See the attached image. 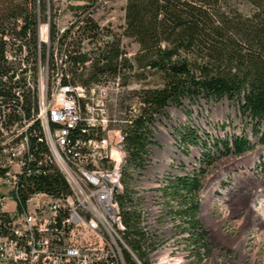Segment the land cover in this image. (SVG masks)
<instances>
[{"label":"trees","instance_id":"1","mask_svg":"<svg viewBox=\"0 0 264 264\" xmlns=\"http://www.w3.org/2000/svg\"><path fill=\"white\" fill-rule=\"evenodd\" d=\"M17 1L11 16L3 22L23 18L22 34L29 31L30 44H35V14L39 11L36 0ZM83 1L87 5L78 7L80 10L92 8L98 2ZM124 2L121 37L137 45L132 57L127 56L123 46L121 51L120 38H112L91 53L82 52V42L90 40L92 44L100 34L99 27L88 19L84 26L78 27L79 35L74 39L67 41L69 32L57 39L53 25L49 38L52 44H57V51L67 56V70L73 84L88 86L117 77L122 80L124 89L132 81L140 84L138 90L130 93L137 100V107L124 111L128 152L124 180L129 177L127 172L145 170L148 147L153 143L154 116L162 115L169 104L181 108L185 101L191 104L199 100L234 103L240 115L250 120L259 143L264 145V132H260L264 123V0ZM87 62L89 65L85 66ZM5 71L3 45L0 44V99L9 101L13 99L9 86L1 82ZM175 134L182 148L197 147L201 142L198 133L189 127L176 130ZM203 146L207 148L205 142ZM214 147L218 152L224 150L221 155L237 157L254 149L246 137L217 140ZM44 151L43 146H38L36 157ZM214 161L211 152L203 153L199 170L191 175L168 178L167 186L161 191L164 204L176 203L173 213L189 236L188 248L197 256L209 252L207 232L198 219V196L206 169ZM259 167L264 171V160ZM34 171L36 175L21 181L22 199L34 192L53 196L68 192L62 176L51 166L35 167ZM124 180L123 192L118 198L125 226L123 239L136 260L147 264L153 243L140 227L141 215L136 209L140 200L133 199L127 189L124 191ZM125 259L127 264H136L127 252Z\"/></svg>","mask_w":264,"mask_h":264},{"label":"built area","instance_id":"2","mask_svg":"<svg viewBox=\"0 0 264 264\" xmlns=\"http://www.w3.org/2000/svg\"><path fill=\"white\" fill-rule=\"evenodd\" d=\"M42 19L37 11L35 44L22 34L23 18L0 19L1 82L13 96L0 99V264H127L111 198L128 157L120 78L73 84L67 56L49 52L51 25ZM42 165L68 192L22 199L21 181Z\"/></svg>","mask_w":264,"mask_h":264},{"label":"rangeland","instance_id":"3","mask_svg":"<svg viewBox=\"0 0 264 264\" xmlns=\"http://www.w3.org/2000/svg\"><path fill=\"white\" fill-rule=\"evenodd\" d=\"M124 3L98 0L94 7L80 10L78 7L87 5L83 0H36L35 6L43 16L42 24L49 19L58 35L59 30L70 29L67 41L78 37V27L84 26L87 19L96 24L100 34L92 44L90 40L82 42L83 52L91 53L112 38H120L121 51L123 46L127 56L132 57L137 45L121 37ZM17 4V0H0V19L11 16ZM48 46L50 53L57 48L56 43L49 42ZM139 88L136 81L127 89L122 88V112L137 107V100L130 93ZM186 127L198 133L201 142L197 147L179 146L175 131ZM151 129L153 143L148 147L145 170L137 176H131L136 172H127L129 179L124 180V191L127 189L131 197L138 198L140 207L151 214L147 217L152 220L151 228L165 244L159 254L168 250L175 264H264V171L259 167L264 160V145L259 143L250 120L240 115L236 104L225 100H199L193 104L185 101L181 108L169 104L162 115H155ZM260 132H264V123ZM234 137H246L254 149L240 157L221 155L223 149L221 153L216 151L217 140ZM206 152H211L215 161L203 176L198 219L207 232L209 252L197 256L188 248L189 236L173 213L176 203L164 204L161 191L168 178L199 170V161Z\"/></svg>","mask_w":264,"mask_h":264},{"label":"bare ground","instance_id":"4","mask_svg":"<svg viewBox=\"0 0 264 264\" xmlns=\"http://www.w3.org/2000/svg\"><path fill=\"white\" fill-rule=\"evenodd\" d=\"M125 165H126V162H122V169H125ZM132 172H135V171H132ZM141 173H143V172H141ZM141 173H138V172H136L135 174L132 173L131 176H137ZM122 182H121V184H119V189H111V198H112L114 207H118V209H119L118 210V216L114 217V224H115V226H120V230L125 231V226L122 222L121 209H120V205H119V201H118V198L122 195V192H123V183ZM161 183H163V182H161ZM166 186L167 185L165 182V185H163V187L165 188ZM156 187H158V189L161 188V186H156ZM164 188H162V189H164ZM203 198L205 199L204 194H203ZM133 199H137V198L134 196ZM136 209H137V212L141 215L140 227H141L143 233L146 234L149 242L153 243V248L151 249V251H149L148 256H147V264H175V260L173 257L170 256V252H168V250L165 249V251H164L165 253L159 254V251L162 250V248H164L165 244L163 245V242L159 240V237H158V234L156 233V231L153 228H151L152 220L150 218H147L148 215L150 216L151 214H146L144 209H142L140 206L137 207ZM200 218H201V215H200ZM125 247H126L127 253H129L132 256V258L136 259L134 257V255L132 254V252L130 251V249L128 248V246L126 245V243H125ZM152 257H153V259H151Z\"/></svg>","mask_w":264,"mask_h":264}]
</instances>
